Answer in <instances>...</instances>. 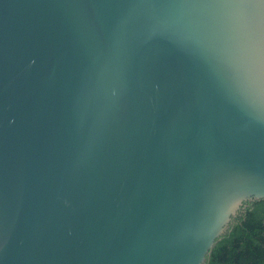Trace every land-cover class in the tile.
Returning a JSON list of instances; mask_svg holds the SVG:
<instances>
[{
    "label": "water",
    "instance_id": "95a60500",
    "mask_svg": "<svg viewBox=\"0 0 264 264\" xmlns=\"http://www.w3.org/2000/svg\"><path fill=\"white\" fill-rule=\"evenodd\" d=\"M264 5L0 0V264H205L264 200Z\"/></svg>",
    "mask_w": 264,
    "mask_h": 264
},
{
    "label": "trees",
    "instance_id": "16d2710c",
    "mask_svg": "<svg viewBox=\"0 0 264 264\" xmlns=\"http://www.w3.org/2000/svg\"><path fill=\"white\" fill-rule=\"evenodd\" d=\"M205 264H264V200L248 203Z\"/></svg>",
    "mask_w": 264,
    "mask_h": 264
},
{
    "label": "snow or ice",
    "instance_id": "6c2138e0",
    "mask_svg": "<svg viewBox=\"0 0 264 264\" xmlns=\"http://www.w3.org/2000/svg\"><path fill=\"white\" fill-rule=\"evenodd\" d=\"M209 2L220 6L238 7L242 6L246 0H209ZM259 2L264 5V0ZM250 74L258 82L261 95L264 96V33L261 36L258 59L253 61Z\"/></svg>",
    "mask_w": 264,
    "mask_h": 264
}]
</instances>
